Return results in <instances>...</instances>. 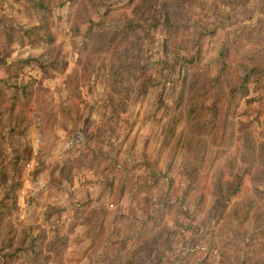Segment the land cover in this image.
<instances>
[{
	"label": "rangeland",
	"instance_id": "374dc122",
	"mask_svg": "<svg viewBox=\"0 0 264 264\" xmlns=\"http://www.w3.org/2000/svg\"><path fill=\"white\" fill-rule=\"evenodd\" d=\"M232 1L139 9L140 0H0V58L14 63L45 46L57 61L46 73L0 64V80L28 90L14 108L22 120L0 126V199L9 194L0 264H264V79L222 100L210 120L224 39L229 74L247 55L264 67V0ZM103 15L160 24L116 39L106 21L87 35ZM198 22L216 30L197 53L186 49ZM41 24L51 47L22 33ZM176 54L196 58L174 65L163 104L156 86L141 95L145 81L167 72L160 61ZM244 168L240 190L213 217L220 187Z\"/></svg>",
	"mask_w": 264,
	"mask_h": 264
},
{
	"label": "trees",
	"instance_id": "16d2710c",
	"mask_svg": "<svg viewBox=\"0 0 264 264\" xmlns=\"http://www.w3.org/2000/svg\"><path fill=\"white\" fill-rule=\"evenodd\" d=\"M160 2V0H140V5L138 6L139 9H143V8H147L150 7L154 2ZM245 1L247 0H233L232 1V6H238L240 4H243ZM162 4H166L165 0H163V2H161ZM35 7H38L41 10L45 9V5L43 4L42 1H37L34 3ZM106 15V14H105ZM171 18V20H170ZM120 23H116L113 22L111 19H107L106 16H102L101 19L97 20V21H91L88 28H87V35L91 33L92 29L95 27H100V26H104L107 25L106 21H111L110 22V35L113 34V37L116 39H120L123 38L129 30H131L133 27L135 26H141L144 27L145 30L148 29V27H157V25H159V21L156 22H148L149 18H147V24H143L141 21V18H135L132 20H129L125 17H121L119 18ZM165 22L167 24V26H172L173 22H172V17L169 18L167 15H165ZM106 23V24H105ZM166 26V27H167ZM42 24L37 26H31L27 29H23L22 33L23 35H25V37H29L30 34H34L35 37L31 39H34L35 41L40 40L41 39H45L47 42V45H49V47H51V43L53 44V42H51V36L50 35H46V38H42L40 31H44L45 29H41ZM216 30V27H212V28H208L207 26H204L202 23L198 22L196 23L195 26V30H192V36L191 38H189V42L187 43V49L188 51H192L194 50V47L197 50V53L199 51V47L201 46V39L202 36L206 35V34H213ZM38 36V37H37ZM231 49V43L229 42V40L226 38L223 41V44L221 46V49L219 50V53L217 55V57L214 59V61L219 65L216 74L211 78L210 83H211V89H212V100H211V104L209 106V110L211 113L210 116V120L213 123H216L217 118L219 117V112L221 111V107L220 104L222 103V100H228L229 98H242L246 95H248L249 91H250V84H252L251 89L254 88H259L260 87V83L261 81L264 79V67L260 66V64L253 58L252 55H247L246 59L244 61V63L240 64L238 66V71H234L232 72V74L227 72L229 63L227 60L228 57V50ZM52 51V49L50 48H42V51L40 52V54L36 55V56H28L25 59H18L16 60V62H12L13 64H18V68H21V66L23 65H28L30 67H37L40 69V71L42 73H46L47 69L49 67L54 66L57 61L53 58L52 60H49V56L48 54H50V52ZM194 54H192L190 57H186L184 55L179 56V55H175V58L172 61H168L166 59H162L160 61V63H164V67H166L167 72H163V70L161 69V74L159 75L160 77L157 78L155 81H150L147 80L143 83L142 89L140 94L141 95H145L147 93V90L151 87V86H156L157 90H158V94L156 97V102L157 104L161 105L163 104L161 96L163 94L164 88H165V84L167 83L168 79H169V72L173 69L175 64H178L179 67H185L186 65L193 63L196 56H193ZM45 61L48 63L45 64ZM10 63L8 64L7 62H5L3 60V58H0V64H2L3 66H6V68H8V66H12L13 64ZM12 64V65H11ZM52 66H49V65ZM5 68V71H7V69ZM230 81V83H229ZM154 82V83H153ZM0 103L5 106L0 107V126L5 125L6 122H8L9 120H12V118H14L17 122H20L23 118V115L21 112H16L14 111V108L16 107V105H18L19 101H24L26 96H27V86L25 84H22L21 82H16V83H9L8 81V77L7 78H3L0 80ZM224 85H228V88L225 90L224 89ZM2 98H5V101L8 104H4L6 102H4L2 100ZM69 103H71V100L69 99ZM64 108V107H63ZM14 114V116H13ZM17 125L14 124V126H12V128L10 127L8 129V132L12 133L15 132L14 127H16ZM17 129V133L18 134H22V130H18ZM1 153V152H0ZM17 159H15L13 161L14 164H16ZM12 163V164H13ZM248 168H244L242 169V172H237L236 169H234L233 175L232 177L229 179V181L225 184L224 189L225 192H223V188L220 187V190L223 192H220L219 196L216 197L215 203L213 205V217L215 218H220L221 214H223L224 210H225V204L226 202L229 200L230 197H232L233 195H235L239 190H240V186L242 183V177H243V173L247 172ZM5 192H3V195L0 199V208L5 206V204L2 202V200L4 201L5 199H7L9 197L8 191L4 190ZM121 259L124 258V256H120ZM140 258V256L138 257ZM137 259V258H136Z\"/></svg>",
	"mask_w": 264,
	"mask_h": 264
}]
</instances>
